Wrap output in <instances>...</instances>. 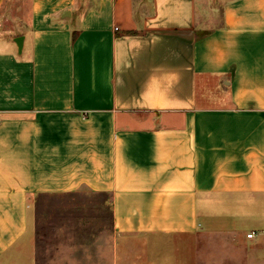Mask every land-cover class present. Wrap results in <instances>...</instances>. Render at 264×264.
Segmentation results:
<instances>
[{"label": "crops", "instance_id": "crops-1", "mask_svg": "<svg viewBox=\"0 0 264 264\" xmlns=\"http://www.w3.org/2000/svg\"><path fill=\"white\" fill-rule=\"evenodd\" d=\"M5 5L0 264H264V0Z\"/></svg>", "mask_w": 264, "mask_h": 264}, {"label": "rangeland", "instance_id": "rangeland-1", "mask_svg": "<svg viewBox=\"0 0 264 264\" xmlns=\"http://www.w3.org/2000/svg\"><path fill=\"white\" fill-rule=\"evenodd\" d=\"M27 1L28 0H9V2L7 3V0H5V6H7L8 4H10V6H12L9 9V13H10V17L8 18V20L6 22L3 23V27L4 28H10V27H15L17 28V26H19V22L23 23L24 18H25V12H26V6H27ZM198 7L201 8V4L200 2L198 3ZM1 47H5V45L1 42L0 43ZM38 209V206H37ZM47 207L45 205V203L40 204L39 205V209L36 210L37 211V223L39 226V230H46V225L49 223V218L47 215V211L46 210ZM52 220V218H51ZM35 225V227H34ZM30 229L31 230H37L36 224L35 222L32 220L30 221ZM39 231L37 230L36 234H38ZM40 234V233H39ZM62 241V240H61ZM61 241L59 240V243H61ZM168 241V240H167ZM72 242V240L70 239V236H66L65 239L62 241L63 244L68 245ZM123 242L125 243V245L127 246L123 256H122V264H152L151 261H149L148 259V254H142L140 253V246H136V244H138L135 239H133L130 236H127V238H123ZM164 244H168V242H161V246L158 247L157 249L160 250L161 253V258L156 259L154 258V261L158 260L159 263H162V261L167 260V264H171L170 263V252L169 246H166L167 248H164V252H163V246ZM135 246V247H134ZM201 253H203L204 248L200 247ZM13 255V251L11 253L8 254L7 258H10ZM77 259H81L82 256H80L79 254H70L69 258H71V256H73ZM63 256H61L60 258H62ZM150 257V256H149ZM159 258V257H158ZM89 259H93V255H89Z\"/></svg>", "mask_w": 264, "mask_h": 264}, {"label": "water", "instance_id": "water-1", "mask_svg": "<svg viewBox=\"0 0 264 264\" xmlns=\"http://www.w3.org/2000/svg\"><path fill=\"white\" fill-rule=\"evenodd\" d=\"M13 42L15 43V45L17 47L18 53H20L21 49H22L23 37L22 36H17V37H15L13 39Z\"/></svg>", "mask_w": 264, "mask_h": 264}, {"label": "built area", "instance_id": "built-area-1", "mask_svg": "<svg viewBox=\"0 0 264 264\" xmlns=\"http://www.w3.org/2000/svg\"><path fill=\"white\" fill-rule=\"evenodd\" d=\"M253 236H254L253 233H249V234L246 235L247 238H252Z\"/></svg>", "mask_w": 264, "mask_h": 264}]
</instances>
